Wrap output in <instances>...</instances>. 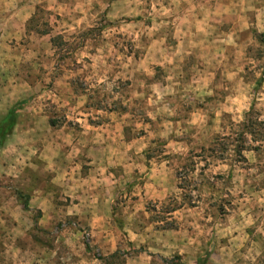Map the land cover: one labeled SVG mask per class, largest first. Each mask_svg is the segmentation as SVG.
<instances>
[{
    "label": "rangeland",
    "instance_id": "rangeland-1",
    "mask_svg": "<svg viewBox=\"0 0 264 264\" xmlns=\"http://www.w3.org/2000/svg\"><path fill=\"white\" fill-rule=\"evenodd\" d=\"M34 3L25 33H0V120L17 116L0 146V264H264V12L250 0ZM74 109L135 113L124 133L141 160L118 166L101 219L43 186L29 151L31 119L77 132ZM148 185L162 194L144 196Z\"/></svg>",
    "mask_w": 264,
    "mask_h": 264
},
{
    "label": "crops",
    "instance_id": "crops-1",
    "mask_svg": "<svg viewBox=\"0 0 264 264\" xmlns=\"http://www.w3.org/2000/svg\"><path fill=\"white\" fill-rule=\"evenodd\" d=\"M12 1L15 6L6 5L3 8L7 13L0 16L5 19L2 24L0 23L2 27L0 33L4 32L2 36L6 40L12 38L13 35L15 38L17 34L25 33L27 23L32 18L36 7L35 0ZM250 3H253L251 9L256 13L264 12V0H250ZM72 112L76 113L75 121L79 124L76 127L77 132H72L73 129L67 132L64 127L58 128L48 122L43 123L41 127H35L32 126L35 124L32 122L35 121L31 119L29 130L32 133L28 138L29 151L35 159L39 160L40 168L50 174V178L43 182L45 183L43 186L48 187L53 184L55 188L66 187L64 188L65 195L78 200V209L87 208L88 221L93 218L101 219L97 217L96 204L98 203L97 207H99L103 203L105 206L110 202V195L113 194L112 187H116L118 180L122 179L121 175H118L117 169H120L118 166H121V162H137L138 158L141 160V156L138 157L133 152H129L132 142L126 140L124 133L129 126L128 115L132 111L120 109L116 115L106 109H74ZM89 117L98 121L89 122L87 121ZM83 165L87 167L86 173L81 172ZM128 166L127 164L123 167L126 169ZM140 178L137 175L135 177L136 180ZM150 188L151 186L148 185L144 196L151 199L153 197H149L148 193L162 194V190L152 191ZM39 193L45 195L47 202L49 201L47 199L54 200L52 193L47 189H41ZM37 208L47 223L48 216H45L44 211L49 209L40 205ZM58 209L57 204L50 207L52 213ZM78 217L81 219L80 215Z\"/></svg>",
    "mask_w": 264,
    "mask_h": 264
},
{
    "label": "trees",
    "instance_id": "trees-1",
    "mask_svg": "<svg viewBox=\"0 0 264 264\" xmlns=\"http://www.w3.org/2000/svg\"><path fill=\"white\" fill-rule=\"evenodd\" d=\"M17 121L16 110L11 108L6 113L5 117L0 120V146L5 142L8 136L11 135ZM23 209L28 210L27 201L23 202ZM197 264H205L204 261H198Z\"/></svg>",
    "mask_w": 264,
    "mask_h": 264
}]
</instances>
